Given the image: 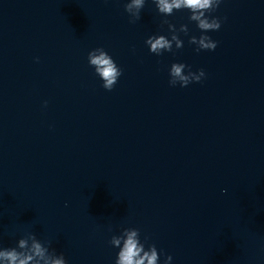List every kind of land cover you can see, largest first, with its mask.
<instances>
[{"label": "water", "instance_id": "1", "mask_svg": "<svg viewBox=\"0 0 264 264\" xmlns=\"http://www.w3.org/2000/svg\"><path fill=\"white\" fill-rule=\"evenodd\" d=\"M127 2L0 0V247L30 232L67 264H115L111 237L137 228L160 264H264V0H223L199 52L188 10L145 0L129 23ZM166 21L184 45L157 56ZM96 48L122 70L111 91ZM172 63L206 76L170 86Z\"/></svg>", "mask_w": 264, "mask_h": 264}, {"label": "clouds", "instance_id": "2", "mask_svg": "<svg viewBox=\"0 0 264 264\" xmlns=\"http://www.w3.org/2000/svg\"><path fill=\"white\" fill-rule=\"evenodd\" d=\"M152 2L156 5L158 12L164 16H170L174 11L188 10L190 12L188 20L195 22L201 32L199 37L190 36L189 44L196 45L197 52L216 49L218 42L214 41L207 33L218 31L221 27V19L211 14L219 8L223 0H152ZM144 6L145 0H128L125 3L124 11L129 16V23H135L141 18V10ZM166 22L171 32L170 39L165 35H153L145 41L150 52L157 56L163 52H172L173 45L176 49H180L184 45V41L176 32V26L169 21ZM180 32L188 35V25L181 24ZM88 62L102 79V87L111 91L122 75V70L113 58L103 48H96L88 53ZM186 68L188 69L187 74H185ZM169 76L170 86L175 87L179 84L181 87H187L190 83L201 82L206 73L203 69L193 72L190 66L184 63H172ZM44 105L47 106V101L44 102ZM222 191L226 193L227 189ZM109 243L119 249L115 264H160V252L155 244H151L145 249V244L141 242L140 231L137 228H124L120 235H113ZM171 261L172 256L166 255L164 264H171ZM0 264H67V261L63 254L57 255L54 251H50L45 243L38 240L35 234L29 232L18 240L16 247H0Z\"/></svg>", "mask_w": 264, "mask_h": 264}]
</instances>
